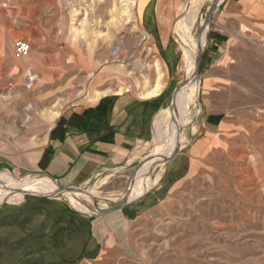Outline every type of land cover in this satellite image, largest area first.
Here are the masks:
<instances>
[{
  "label": "rangeland",
  "instance_id": "374dc122",
  "mask_svg": "<svg viewBox=\"0 0 264 264\" xmlns=\"http://www.w3.org/2000/svg\"><path fill=\"white\" fill-rule=\"evenodd\" d=\"M212 1L0 0V189L41 177L34 162L63 110L118 89L137 95L161 76L157 59L165 74L159 112L168 111L150 141L131 165L80 188L89 205L106 208L129 194L144 165L148 174L132 190L153 183L115 215L114 246L90 264H264V31L218 48L206 44L189 124L176 132L179 153L149 172L157 127L188 78L180 28L192 2L200 4L189 33L196 41ZM19 41L29 45L26 56L15 51ZM44 196L76 211L62 194Z\"/></svg>",
  "mask_w": 264,
  "mask_h": 264
},
{
  "label": "crops",
  "instance_id": "0c3cea01",
  "mask_svg": "<svg viewBox=\"0 0 264 264\" xmlns=\"http://www.w3.org/2000/svg\"><path fill=\"white\" fill-rule=\"evenodd\" d=\"M256 31H264V0H221L206 32L200 65L208 53L206 44L211 49L224 41L230 45L241 37L256 38ZM165 59L171 67L167 54ZM155 63L161 68L157 95H139L153 88L156 79L152 85L145 81L137 95L118 89L97 96L92 104L63 110L50 127L32 172L63 188H82L100 172L131 165L133 154L150 141L168 111L159 112L165 74L158 59ZM126 208L90 218L55 199L26 196L19 203L4 204L0 264H90L100 251L114 246L111 233L117 227L112 222Z\"/></svg>",
  "mask_w": 264,
  "mask_h": 264
},
{
  "label": "bare ground",
  "instance_id": "6f19581e",
  "mask_svg": "<svg viewBox=\"0 0 264 264\" xmlns=\"http://www.w3.org/2000/svg\"><path fill=\"white\" fill-rule=\"evenodd\" d=\"M197 1L199 2L200 0ZM192 3L193 6L191 7L190 14L187 18L188 20L186 24L180 28L181 38L179 36V42L181 43V46L184 50L183 59L186 61V65H184L185 67L182 68V70L186 71L188 74V78H187L189 79L188 85L186 89L183 91L182 95L179 97L178 101L175 104H173L172 111L168 113V116L162 118L160 124L157 127L158 134L155 139V145L159 144L160 146L156 150L157 148L156 145L152 151L151 160L149 162L150 163L149 172L152 171L154 168H157V166L161 167L165 163V161H163L164 160L163 158L170 157L176 150L180 149L182 138H178V134L176 133L178 130L177 128L189 124L190 120H188V116H189L190 107L192 104H194L196 99L194 95L196 94L197 91L199 78L198 76H196V72H195L196 71L195 58L198 53L197 48L199 46L201 48L203 47L206 36L205 33L208 27L205 28L204 39L200 40V44H198L197 40L196 41L190 40V34H189L190 29L191 26L195 25L196 23L195 18L198 8L200 7V4H197L196 2H192ZM147 38L148 36H145V39ZM119 67L121 68L122 66L119 65ZM160 77L161 76L159 75L156 84L153 85V88H145L143 91H141V93H139L140 97H152L157 95L158 91L161 88L159 82ZM56 115L57 113H54L53 116ZM191 129L195 130V128L193 127H191ZM147 174H148V166L144 165V168L138 173L136 179L127 189V193L129 194H127L125 197L122 198L125 200L126 203H129L137 199L138 197L142 196L148 188L152 187L153 183H147L143 185L144 187L142 186V189L139 190L138 192H135L136 188L132 190V188L136 185V183L142 178L141 176L143 175V180H144ZM157 177H159V174L157 175ZM50 190H53L60 195L62 194L65 199L73 203V205L76 208L74 209L76 211H79L80 213L89 215L95 211L93 209V206H95L94 202H92L93 206L89 205L85 197L77 192L73 193L66 191L60 193L59 186L53 180H49L44 177L43 178L39 177L34 181L33 179H29L27 177L18 178L17 182L14 185L10 186L9 188L0 189V205L4 202L18 203L19 199L22 198L25 193H30L33 195L35 194L47 195L50 192ZM85 210L90 213L84 212Z\"/></svg>",
  "mask_w": 264,
  "mask_h": 264
},
{
  "label": "water",
  "instance_id": "95a60500",
  "mask_svg": "<svg viewBox=\"0 0 264 264\" xmlns=\"http://www.w3.org/2000/svg\"><path fill=\"white\" fill-rule=\"evenodd\" d=\"M219 3H220L219 0H213L212 1L211 5L209 7L208 13L206 15V19L202 23L201 30L198 33L199 34L198 35V38H197L198 44H200V40H201V36H202V34H201L202 33V29L204 27H208L209 28V26L211 24V21L213 19L212 17L214 15V13H215V11H216L217 6H218ZM205 38H206V36H205ZM203 46H204V44H203ZM197 50H198V53H197L196 58H195V66H196V71L195 72H196V76L199 75V70H200V66H201L200 63H201V59H202V55H203V51H204L203 50V47L201 48L200 46L197 48ZM188 81H189V79L185 78L184 83L181 84L180 86H178L175 89L173 95L171 96L172 100H171V105L169 107V111L170 112L173 109V101L175 99L174 98L175 93L178 92L183 86H185L186 84H188ZM178 153H179V150H176L170 157L163 158L164 159L163 161H165V164L173 163L175 161V158L177 157ZM136 171L132 174V176H134V174L136 173ZM59 188H60V193L68 191V192H73V193L74 192H77V193L87 194L85 190H83V189L81 190L80 188H77V187H66V188H63V187H60L59 186ZM146 194H147V192L145 193L144 196L140 197L137 200L131 201L129 203L138 202V201L142 200L143 198H145ZM23 196H33V197L36 196V197H39V198H42V199H48V200H51V199L56 198V197H53V196H44V195H39V194L33 195V194H30V193H25ZM129 203H126L124 199H119L117 202H114L112 205H110L109 207H106V208L97 207V205L95 204V206L93 208L95 211L93 212L92 215H87V214H83V213L82 214L83 215H86L87 217L94 218V217H97L98 215H106V214L113 213L114 211H117V210H120V209H122L124 207H127L129 205Z\"/></svg>",
  "mask_w": 264,
  "mask_h": 264
},
{
  "label": "built area",
  "instance_id": "2783aa9c",
  "mask_svg": "<svg viewBox=\"0 0 264 264\" xmlns=\"http://www.w3.org/2000/svg\"><path fill=\"white\" fill-rule=\"evenodd\" d=\"M15 51L18 55L26 56L29 51V45L24 41H19L15 44ZM109 53L112 57H117L119 55V46L113 45L110 48Z\"/></svg>",
  "mask_w": 264,
  "mask_h": 264
}]
</instances>
